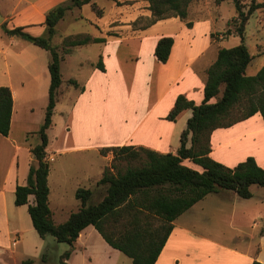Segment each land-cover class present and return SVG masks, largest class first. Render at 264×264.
Here are the masks:
<instances>
[{
	"label": "trees",
	"instance_id": "1",
	"mask_svg": "<svg viewBox=\"0 0 264 264\" xmlns=\"http://www.w3.org/2000/svg\"><path fill=\"white\" fill-rule=\"evenodd\" d=\"M92 1L71 0L70 4L53 9L47 16V35L43 37L31 36L22 28H4L8 35L28 41L51 55L48 66L51 76L49 104L38 132L41 142L31 149L34 163L30 167L27 185L16 189L15 203L19 207L28 206L33 226L42 239L52 236L58 243L71 247L61 257V264H67L75 243L89 226H93L113 249L131 259L132 264H156L174 231V222L208 195L229 191L241 199L249 200L254 197L252 186L264 188V168L253 157L247 158L235 168L226 167L210 157L214 131L230 128L258 113L264 120V67L255 76L247 74L255 56L245 45L241 29L239 36L242 43L233 48L220 49L217 60L208 69L203 103L197 105L180 95L167 117V120L176 122L184 111H192V117L181 134L178 152L162 154L134 146L103 149L102 155L113 153L114 159L98 182V187L105 188L102 200L92 204L93 191L78 189L76 198L81 202V208L71 214L65 223L56 224L50 208V162L47 150L50 143L48 131L53 126L54 111L63 83L61 62L72 48L105 43L106 39L90 35L68 38L63 42V54L53 46L52 40L57 25L68 11L81 9ZM192 1L150 0V10L154 17L150 24L171 17L186 20L188 6ZM225 1L216 0V3ZM233 1L243 26L248 24L256 11L264 8V2L252 4L249 11L244 13L239 0ZM96 8V4H93L94 11H97ZM102 13V10L97 11L99 16ZM173 45L174 39L171 37L159 40L155 50L159 62H168ZM97 67L105 71L101 60ZM70 83L79 87L75 80ZM214 99L216 102L212 103ZM13 107L11 89L0 87V134L5 137L11 131ZM237 109L241 114L230 120ZM122 158L139 160L141 164L139 167H129L124 172L113 173L117 169L114 162ZM185 161L201 167L202 171L186 166ZM32 196L34 204H30ZM260 235H264V227ZM42 262H46L45 255ZM34 263L33 259H28L22 264ZM253 264L262 263L254 261Z\"/></svg>",
	"mask_w": 264,
	"mask_h": 264
},
{
	"label": "crops",
	"instance_id": "2",
	"mask_svg": "<svg viewBox=\"0 0 264 264\" xmlns=\"http://www.w3.org/2000/svg\"><path fill=\"white\" fill-rule=\"evenodd\" d=\"M70 1L0 0V16L3 18L0 24V87L10 88L14 99L10 134L8 137L0 134V264H22L31 256L29 237H34L36 230L28 206L19 207L15 203L16 189L18 186L27 185L30 167L34 163L31 149L39 145L41 140L39 138L38 144L31 142L32 133L23 124L24 121L18 109L22 102L33 93L34 85L40 78L50 74L48 66L51 60L48 51L21 38L8 35L4 28L8 30L22 28L31 36H46L48 14L60 5L70 4ZM147 7L149 10H146L145 7L144 15L135 16L128 22V25L131 26L140 23L139 31L135 30L129 39L136 43L137 52H140L139 50L148 52L146 56L137 54L136 60L134 59L136 65L131 69L135 71L136 76H131L130 79L148 85V89L132 92L130 90L131 98L123 102V108L127 110L129 119L139 121V126L126 137L124 145L143 147L162 154H176L181 145V134L192 117V111H184L176 122L167 120V117L180 95L186 96L188 100L194 101L197 105L203 103L208 78L207 71L215 63L218 53L223 47H216V43L220 42L218 36L213 34L214 40H211L208 33L204 35V32H196L195 23H193V29H188L190 22L185 23L179 17H173L172 20L175 22L169 23L171 26L173 23L178 25L179 30L176 32L169 31L165 34L149 36L148 32L151 27L162 20L150 24L154 17L150 10V3ZM177 19L182 20L183 23ZM118 35L112 32L114 39L121 37ZM164 37H174V45L169 60L165 64L159 62L155 56L157 44ZM144 41H149L152 46L149 48L140 47ZM108 47L106 45L104 48V56L106 72L110 73L115 65V60L113 54H107ZM213 47L216 48L212 54H209ZM129 64L125 60V63L118 64V66L124 72ZM129 76L122 79L130 82ZM61 93L60 91L57 104L60 101ZM136 96L139 98H133ZM211 102L214 103L216 100ZM22 126L24 130L21 132ZM68 132V129L62 131L61 134H64V138L61 139L62 143L57 150L52 148L51 140L47 150L50 162V197L51 179L54 172L52 163L57 162V158L74 154V159L80 160L76 169L80 175L76 180L75 192L82 188L86 182L98 186L106 168L111 166L114 159L113 153H108L106 156L100 153L99 146L92 143L91 135L85 143L67 144ZM189 146H191V142ZM99 156H101V161H99ZM210 157L229 168H235L247 158L253 157L258 165L264 168V120L261 114L258 113L230 128L214 131L211 136ZM199 168V171H202V168ZM70 174V170L62 171L64 180L69 181ZM222 192L229 191H220L211 195H220L223 194ZM255 198L254 195L249 200ZM263 199L259 202L260 209H264ZM204 200L174 222V231L156 264H214V262L217 264H253L254 261L264 264V235H260L262 229L255 234L238 236L241 241L236 248H230L228 243L215 240L216 237L211 234L208 226L204 228V224L201 226L202 232H197L200 227L199 221L193 220L191 214ZM30 204H34L33 196L30 197ZM256 225L258 227L262 224L256 222ZM96 231L93 226H89L81 233L70 259L66 261L67 264H76L77 254L79 252L86 253L91 249V241L96 234H99ZM42 240L44 241V239ZM95 241L101 243L108 250L111 255L109 258H112V255L116 257V260L108 261L105 264H119L123 258L120 251L113 249L103 238L95 239ZM174 241L182 243L190 249V253L185 256L182 262L180 259L174 261L172 257H169V248ZM42 244L43 242L40 243V246Z\"/></svg>",
	"mask_w": 264,
	"mask_h": 264
},
{
	"label": "rangeland",
	"instance_id": "3",
	"mask_svg": "<svg viewBox=\"0 0 264 264\" xmlns=\"http://www.w3.org/2000/svg\"><path fill=\"white\" fill-rule=\"evenodd\" d=\"M117 1L93 0L81 10L73 8L68 11L57 25L52 44L62 54L63 42L68 38L90 34L105 38L106 43L72 48L71 52L65 56L66 59L61 62L63 83L60 91L62 93L55 109L54 125L49 133L52 148L56 150L62 143L61 139L64 138V134L61 133L65 129L69 130L67 144L85 143L91 135L92 143L99 146L101 153L105 148L126 146L124 145L126 137L139 126L138 120L129 119L127 110L123 108V102L131 98L132 91L148 89V85L130 79L131 76H136L135 71L131 69L136 65L134 59L136 60L137 54L146 56L148 52L143 50L137 52L136 43L129 39L130 35L138 30L140 23L131 26L128 22L135 16L145 14V7L149 10L147 6L150 0H119L118 3ZM263 2L264 0H239L244 13L249 11L252 4ZM93 4H96L97 11H103L101 16L93 10ZM172 19L174 18H167L153 25L148 32L149 36L179 30L177 24L173 23V26L169 24L175 22ZM177 21L182 22L180 19ZM187 21L191 24L188 25V29H193V23H195L196 32H204V35L208 33L211 40H214L213 34L218 36L220 42L216 43V47L233 48L240 45L242 40L239 32L242 29L245 37L244 43L250 53L255 56L254 61L248 67L247 74L255 76L264 67V8L256 11L248 24L243 26L233 0H226L221 4L216 3V0H193L188 6V17L184 22ZM112 32L121 37L114 39ZM220 36L221 39H219ZM171 38L174 39V37ZM106 45L109 46L107 54H113L115 60L110 73H107L105 69L104 48ZM151 46L149 41H144L140 45L142 48ZM216 47L211 48L209 54H212ZM100 60L105 71L97 67ZM125 60L130 64L123 72L118 64L125 63ZM118 69L120 70L117 71ZM128 75H130V82L122 79ZM71 80L77 81L79 87L72 85ZM50 85V74L47 77L42 76L34 85L33 93L22 102L18 109L25 122L23 124L32 133L30 139L33 144H38L40 141L38 132L46 116ZM133 98L138 99L139 96ZM240 114L238 109L235 110L230 120L237 118ZM23 130L22 126L21 132ZM73 156L75 157L74 154L62 156L56 159L57 162L52 163L54 172L51 179L50 208L56 224L65 223L71 214L81 208V202L77 200L74 191L76 180L80 175L76 170L80 160L74 159ZM99 161H101V156H99ZM114 164L117 169L113 170V173H117L118 171L124 172L129 167H139L141 162L122 158ZM184 164L200 170L199 166L191 162L185 161ZM69 170L71 171L70 180L67 181L64 180L62 171ZM82 188L93 191L94 196L90 202L92 204L100 202L105 194V188L100 187L99 189L94 183L86 182ZM251 190L256 197L253 200L241 199L234 192H222L223 194L211 195L205 199L191 214L193 220L199 221L200 227L197 232L202 230L201 226L204 224V228L208 226L211 234L216 237L215 240L228 243L230 248L238 246L237 244L241 241L238 236L259 232L264 226V209L259 208L261 207L259 202L264 198V188L255 185ZM256 222L262 225L257 227ZM96 235L91 241V249L86 253L77 254L76 264H105L116 260L114 255L109 258L111 255L108 250L95 241V239H102L101 236ZM33 236H30L29 240L30 259L34 260V264H61V257L71 249L68 244L58 243L52 236H48L44 241L37 232H34ZM41 242H43L42 246H40ZM189 250L184 244L174 241L169 248V257H172L174 261L180 259L182 262L190 253ZM44 255L46 256L45 263L42 262ZM122 257L119 264H132L127 256L122 254ZM214 264L217 263L214 262Z\"/></svg>",
	"mask_w": 264,
	"mask_h": 264
},
{
	"label": "water",
	"instance_id": "4",
	"mask_svg": "<svg viewBox=\"0 0 264 264\" xmlns=\"http://www.w3.org/2000/svg\"><path fill=\"white\" fill-rule=\"evenodd\" d=\"M3 18L0 16V24L2 23Z\"/></svg>",
	"mask_w": 264,
	"mask_h": 264
}]
</instances>
